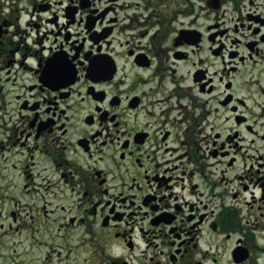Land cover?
I'll return each mask as SVG.
<instances>
[{"label":"flooded vegetation","instance_id":"1","mask_svg":"<svg viewBox=\"0 0 264 264\" xmlns=\"http://www.w3.org/2000/svg\"><path fill=\"white\" fill-rule=\"evenodd\" d=\"M0 264H264V0H0Z\"/></svg>","mask_w":264,"mask_h":264},{"label":"water","instance_id":"2","mask_svg":"<svg viewBox=\"0 0 264 264\" xmlns=\"http://www.w3.org/2000/svg\"><path fill=\"white\" fill-rule=\"evenodd\" d=\"M88 29H90V28L88 27Z\"/></svg>","mask_w":264,"mask_h":264}]
</instances>
